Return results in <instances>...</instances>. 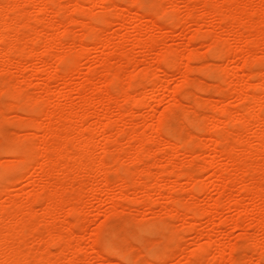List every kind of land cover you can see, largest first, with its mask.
Instances as JSON below:
<instances>
[{
	"label": "rangeland",
	"instance_id": "rangeland-1",
	"mask_svg": "<svg viewBox=\"0 0 264 264\" xmlns=\"http://www.w3.org/2000/svg\"><path fill=\"white\" fill-rule=\"evenodd\" d=\"M8 1L15 27H23L22 45H31L39 33H43L44 39L41 37L43 41L40 39L37 46V57L19 63L0 59V230L7 240L0 249V260L18 257L24 264H231L233 256L230 259L229 255L236 246L238 250L233 255L239 264H264V229L254 223L264 211L263 200L254 193L264 188V147H259L256 137L264 122L251 120L249 114L242 112L251 105L246 100L247 86L251 83L261 88L264 79V41L251 49L253 67L242 71L245 42L252 36L247 29L244 38L237 36L240 25L245 28L249 20L258 21L264 13V2L241 0L242 5L233 10L231 0H140L146 12L166 11L167 16L163 19L160 14L162 18L158 16V24H154L148 14L141 19L136 17L133 8L117 19L118 6L104 0H86L81 9L76 0H54L45 15L41 14L45 9L43 0H0V4ZM126 1L119 4L131 7L134 2ZM214 6L240 20L236 18L232 27L218 16L205 13V7ZM190 7L194 8L196 20L187 18ZM102 15H106L107 22L101 35L110 39V46L103 47L97 40L90 42L84 53L79 45L89 27L88 19ZM261 35L264 37V24ZM136 37L143 41L153 37L156 43L147 49L137 45ZM215 42L221 47L218 45L213 53L216 49L211 51V47ZM117 44L120 47L116 49ZM229 51L238 53L237 57L227 58ZM45 53H49L45 57L49 64L41 60ZM191 53L195 58L189 60ZM165 54L177 58L173 67H160L157 59ZM57 56L66 58L64 64ZM69 64L74 65V70L68 74L65 85L55 70ZM92 71L96 75L87 82L88 96L92 94L89 90L108 88L105 83L114 80L117 73L118 84L143 105L131 103L124 114L127 93L121 88L124 92L116 90L115 102L87 106L86 113L76 117L72 131L64 130L63 118L53 122L56 133L52 134L46 128L50 118L41 114L40 108L51 102L66 110L81 107L83 94L76 88L85 84ZM248 72L261 75L252 77L248 84ZM131 76L135 78L132 83ZM186 83L189 87L183 88ZM16 85L23 88L22 95L18 96ZM45 87L50 91L46 92ZM182 88L184 96L177 93ZM239 88L242 90L237 92ZM260 97L264 108V94ZM197 103L200 108H196ZM224 108L232 111L230 124L214 118L216 111ZM165 114H170L166 128L161 132L152 130ZM109 120L114 125L104 130ZM201 122L204 124L200 129L197 126ZM80 130L94 150L95 163L88 159L78 161L81 150L71 146ZM59 131L63 139H58ZM133 132L137 136L131 135ZM219 132L228 133L236 145L240 156L236 164L214 150L212 138ZM168 134L178 142L174 152L164 140ZM192 138L197 142L192 143ZM55 142L71 148H66L68 154L62 155L57 168L44 164L43 158L38 162L33 159V152L39 149L44 153ZM22 143V153H11ZM142 144L149 148L142 156L144 160L135 154ZM102 158L106 162L101 175H90L86 167L97 165ZM209 160H214L224 174L232 171L234 182L226 185L225 179L219 180L212 170L203 169ZM74 162L82 164L76 172L71 168ZM243 166L249 169L245 177L241 172ZM185 168L193 170L195 176L191 180L179 176ZM118 171L127 173L126 181H120ZM103 175L105 181V176L110 180L109 186L102 181ZM193 185L199 187L198 192H191ZM244 185L255 191L244 194ZM173 196L183 204L208 208L210 213L194 221L190 212L172 206ZM51 197L60 206L56 216L49 217L44 212ZM220 200L223 208L216 211L213 206ZM246 213L248 217L235 227V220ZM21 223L27 224V232L16 229ZM96 237L98 246L94 248ZM108 239L114 241L117 252L128 250L131 260L109 254L105 249ZM221 255L226 260L220 261Z\"/></svg>",
	"mask_w": 264,
	"mask_h": 264
},
{
	"label": "bare ground",
	"instance_id": "bare-ground-1",
	"mask_svg": "<svg viewBox=\"0 0 264 264\" xmlns=\"http://www.w3.org/2000/svg\"><path fill=\"white\" fill-rule=\"evenodd\" d=\"M76 1L78 2V7L81 9V8H83V5L82 4H84V2L86 0H76ZM104 1L110 3L113 6H116V7L118 6V12L116 14L117 19L118 18L120 19L123 16L127 15L128 13H130L132 11V8L135 9V11H136V17H138L139 19H141L142 17H145L148 14L149 20L151 22H153L154 24H158V21H157L158 18L157 17L158 16H161L160 14H163V19H164L165 16H167L166 15L167 13H165L166 11L164 12L162 9H161V13L160 12L159 13H156V12H152V11H149V12L147 11L146 12L144 3H143V1L141 2L140 0H134V2L132 1L133 3H132V6L131 7H126V5L123 6L125 3H123V5L122 4H119V2H124L125 0H104ZM261 1H262V3L264 2V0H261ZM8 3H9V1L6 2V4H4V3H1L0 4V59H5L8 62H16V63H19V62H22L26 58H34V57L39 56V52H38L37 46H39L40 43H41L40 42V39H41V41H43L42 40L43 33H39V35H37V38H35V39H33L31 41V45H28V44H25V46L22 45V43H21L22 42V36L24 35V32L22 31L23 27L20 28V29H17L15 27V24H14L15 23V19L12 16H10V11H9V8H8L9 7ZM42 3L45 5V9L42 10V13L41 14L42 15H45V14H47V12H49L52 9V6L54 5V0H43ZM231 5H232V8L234 10V9H237L240 5H242V3H241V0H231ZM189 9H190V12L187 14V18L188 19H192V20H196L198 17L196 16V13L194 12V8L190 7ZM162 11H163V13H162ZM205 11H206L205 13L208 12V13H211L213 15L218 16L220 18L221 22L227 23L228 25L230 24L232 27H234L232 25V23L236 22L235 19L238 17L237 15H235L236 17L233 16V18H231V17H229V15H225V13L223 12L222 7H219V6H214V7H210V8L205 7ZM85 16L87 17V15H85ZM88 18H89V16H88ZM93 18H96V17H93ZM161 18H162V16H161ZM171 18L174 21L179 20V18L177 19L176 17H171ZM237 20L239 21L240 19L237 18ZM106 22H107L106 15L99 16L96 19H92L91 17H90V20L88 19V26L89 27L87 28L86 32L84 33V35H83L84 37L81 40L80 45H79L80 48H81V50L84 53H87V48H88L89 43L90 42L97 41V40H98L97 42L100 43V45H102L103 47H105V46H108L109 47L110 46V39L107 40L106 38H103L102 35H101L103 33L104 26H105ZM92 23H95V25L92 24ZM263 24H264V13L261 15V17L258 19V21H255L254 19H252V20H249L248 22H246L245 25H247V26L245 28L244 27L242 28V27H240L241 25L240 26L238 25L239 26L238 27V30L239 31L237 32L238 38H244V36H246V34L244 32L245 31L244 29L249 30L251 32L250 35L252 36L251 39L248 38L246 40V42H245V49L244 50L246 52L243 53L244 54V60L242 62V66L240 67V69L242 71L250 70L253 67V65L255 64V63H252V61L253 62H255V61H254L253 57H251V51H252L251 49L254 47L255 43L257 45L260 42H263L264 41V37H262V35H261V27L263 26ZM90 25L91 26L93 25V26L91 27ZM52 27H54V26L52 25L50 28H52ZM92 30H93V32H92ZM13 36H15V37L12 38ZM196 36L197 37H200V36H202V34H197ZM136 42L138 43L137 45H141V46L149 49V48L154 47V44L156 43V38L151 37V38H149L147 40L145 39L143 41L140 37H136ZM219 44L216 43L215 45H212L211 51L213 49H216ZM119 47H120V45H118V44L114 46V48H116V49L119 48ZM216 51H217V49L215 51H212V52L213 53L214 52L216 53ZM236 54L238 55V53H235V52L234 53H232V52L230 53V51H229V53L227 52V58H230L231 55H235L236 56ZM47 55H49V53ZM47 55L45 53V55L43 54L42 57H41V60H43V63L44 64H49L48 60L45 58V57H48ZM57 57H58V60L64 64L66 58L64 56H57ZM187 58L189 60H191V59H194L195 56H194L193 53H191V54H189V56ZM55 60H57V59H55ZM157 60L159 61L158 63L160 65V67L161 66H166L167 68L173 67L174 63L176 64V62H177V58L171 59L166 54L165 55H161L160 58L157 59ZM62 63H61V65H62ZM258 64H262V63L259 62ZM73 66L74 65H70L69 64L67 66V68L64 67L65 69H61V68L56 67V70L55 71L57 72V75L56 74L55 75L58 76V78H61L64 81V84L65 85H67L66 79H67L68 74L70 72H72V70H74L73 69ZM36 71H37L36 69H32V72L36 73ZM111 71H110V73H111ZM148 71L149 70L146 69V71H145L146 73L145 74H148ZM112 73L114 75V72H112ZM95 75H96V71H92L90 74L87 75L88 77L86 79L87 81L84 82L85 84L83 85V83H82L81 85H79L80 87H77L76 88L78 90V92H80L81 94H83V96H82L83 97V99H82L83 101L81 102V107H79V108L70 107V108H68L66 110V109H62V108H58V107L56 108V106L53 105L52 102H51V103H47L46 105H44L43 107L40 108L41 114H44L45 116L47 115L46 117L48 119L50 118V120H49L50 122H48V125L46 124L47 125L46 128H48L47 130H49L50 132H52V134H55L56 133V132H54L55 130L53 131V129H54L53 128V122H55V121L58 122L59 120H61V118H63V119L66 120L65 121L66 122V125L63 126L64 130H66V131L67 130H71L72 131V129L75 128V124H76L75 123V119H76V117L77 116L82 117L83 114L86 113L85 110H87V108H86L87 106H90V105L92 106V103L94 105L95 103H104V102L111 103V102H115L116 99L118 98L117 97L118 96L117 93L118 92L121 93L122 91L124 92V90H121V88L122 89H125V88H123L117 82V80H118V74L116 73L114 75L115 76L114 77V80L112 78L111 80H107V82L105 83V85H107L108 88L107 87H103V88L100 87V88H97V89H95L93 91L89 90L90 92H92V94H91V96L90 95L88 96V93H86L85 90H87L88 83L90 81H92V79H93V77ZM226 75H228V72H226ZM257 75H261V73L259 72L258 74L255 75L253 72H251V73L248 72V78H247L248 84L250 83V79L252 77H254V76H257ZM227 79H228V77L226 76L225 81H227ZM112 80L113 81H116V82H113ZM133 80H135V78H134V76H131L130 77V82L132 83ZM190 82H191V80H190ZM190 82H187V83H190ZM115 83H116V85H115ZM131 83H129L128 89H130L132 87V84ZM187 83L185 84V86L183 88H185L187 86L189 87V85H187ZM117 84H118V86H117ZM154 84H156V83L154 82ZM17 86L18 85H16V89L18 90V93H17L18 96L19 95H22L23 94V88L21 86H18V87ZM183 88L180 89V90H178L177 93L183 95V92H184V89ZM44 90L46 92H49L50 91V90H48V87H45ZM116 90L117 91L119 90V91L116 92ZM240 90H242V88L237 89V92H240ZM247 90H248V94H247L246 100L251 105H250L249 109H248V107L246 109H242L243 110L242 112L244 114H249V117H250L251 120H255V121H258V122H264V108H263V105L261 103V97H260L261 94H264V79H263V82L261 84V88H257L255 85H252L250 83L247 86ZM222 91L220 90V93ZM125 92L127 93V90L126 89H125ZM85 93L87 94V96H86ZM185 93H187V92H185ZM126 95H127L126 105L123 107V109H124L123 111H125L124 114L126 112H128L127 106H129L131 103H132L131 105H133V106L134 105H137V106H140V105L142 106L143 105V103L141 102V100L139 101L138 99H135V98L133 99L131 96H129V93H127ZM34 97H36V96H34ZM34 100H35V102L38 101L37 98H35ZM28 103L30 104V102H28ZM200 107H201V104L200 103L199 104L197 103V107L196 108H200ZM170 109H171V107H170ZM250 109H252V110H250ZM129 112H131V111H129ZM170 112L173 113L174 112V109L172 108L170 110ZM196 114H198V112ZM167 115L165 114L164 116H162L160 118V120H158L157 126H153L152 127V130H154L156 132H161L163 129H165L166 126H167ZM31 118H34V117H31ZM214 118H215V120L217 122H222V123H226V124L228 123V124H230L231 121H232V119H231L232 118V111L229 108H224V109H222V111H216V113L214 114ZM40 119H41V116H40L39 119H36L37 122ZM203 124L204 123L201 122L199 124V126H197V127H199L201 129L202 126H203ZM113 125H114L113 122L112 121L110 122V120H109V122H107L104 125V130L111 129L113 127ZM216 125L219 126V124H216ZM57 135H58V139H63L62 134H61V131L57 132ZM131 135H134V137H135V135L137 136L136 132L135 133L133 132ZM213 136H215V135H213ZM256 137H257V139L259 141V147L260 148H263L264 147V127L261 129L260 132L257 133ZM170 138H171V136L168 134V138L167 139L165 138L164 140L166 142V145H167L168 149H170L171 151L174 152V151H176V148L178 146V142H175V141L171 140ZM212 140L214 141V144H215L214 150H216L219 153L225 155L229 160L232 161L233 164H236L237 159H240V156L238 155V151H237L238 149H237L236 145L233 143V141H231L229 134L226 133V132H221L220 134H218L214 138H212ZM190 141L192 143H196L197 142V140L195 138H192V140H190ZM110 142H115V140H112ZM11 145H13V144H11ZM71 146L73 148H76V149L81 150V157L78 158V161H81L82 159L93 160L95 158L94 150H92L91 145H90V143L88 141V138L84 135L83 130H80L79 135L76 136V137H74V140L72 141ZM66 148H67L68 151L71 149V148H68V147H66ZM66 148L63 147L60 143L55 142L52 145L47 146L45 148L46 151L45 152L43 151L44 153L40 152L39 149H38L35 152H33L31 156L37 162H38V160H40L41 158H43L44 164H46L47 166H50V167H56L57 168V166L59 165V159L62 158V155H64L65 153L68 154V151L66 150ZM23 149H24V145L22 143V144H20V145H18L16 147H14L13 149H11L12 150L11 153L14 152V153H18L19 154V152H21V150H23ZM148 150H149L148 146H146L145 144H142V145H140V147L136 148L135 154L137 156H140V157H138V158H140V160H144L142 158V156H145L148 153ZM24 152H25V150H24ZM26 156H28V155H26ZM105 162H106L105 158H102V159H100V161H99V163L97 165H90V166L86 167L87 168V171L89 172L90 175L92 174L93 176L94 175H97V174H100L99 172L102 171L101 169L105 165ZM91 163H95L94 160ZM215 164H216V162L214 160H209V161H207V164L204 166L203 169H205L206 171L212 170L213 171L212 174L216 175L219 180L220 179H225L226 180V185L227 184H230V183H233L234 182V178H232L233 177L232 174H231L232 171L231 172L225 171V174L228 175V177H225L224 172L221 169H219ZM81 167H82L81 162L80 163L74 162V164L71 166L73 172L78 171ZM122 171H123V169H122ZM192 171L193 170H191L189 168H185L184 170L181 171V173L179 174V176L182 177V178H186L188 180H191L195 176ZM134 172L135 173L137 172V174L140 175L139 174V171H134ZM241 172H242L243 177H245L248 174V172H249L248 166L241 167ZM140 173L142 174V172H140ZM118 174H119L120 181H126V179H127V175L126 174L127 173L124 174V172L121 173L120 171H118ZM106 176H105V178H106L107 184L109 186V183H110L109 181L110 180H108V178H107L108 176L107 177ZM102 181H105L104 180V175H103V180ZM105 182H104V184H106ZM145 187L147 188L148 185L145 184ZM198 191H199V187L197 185H193L191 192L192 193H195V192H198ZM241 191L244 194H246V195H250L255 190L251 186L244 185V187L241 189ZM48 192H50V191H48ZM51 193H53V192H51ZM254 193L257 195L258 198H260L264 202V188H259L257 190V192H254ZM50 195H52V197H53L55 194L54 195L53 194H50ZM52 197L50 198V201L48 203L46 202L48 205L46 204L47 207H45L46 209H45V212H44V214L47 215V216H49V217L50 216H54L55 214H57V211L59 210V206H60L56 200H52ZM48 199H49V197L47 198V200ZM38 202H39V200H38ZM171 204H172V206H174V207H176L178 209H181L184 212L185 211L190 212V214H192V219L194 221H197L200 217H205L206 215H208L210 213V210L208 208H205V207L204 208H200V207H198L194 203H188V204L181 203L180 199L177 196H173L172 201H171ZM236 204L238 205V203H236ZM213 207H214V209L216 211H219V210H221L223 208V202L221 200L220 201H217L214 204ZM260 208H261V206H260ZM21 209H22V207H21ZM252 212H254V211H251V213ZM248 215H249V213H246V215H244V216L238 218L237 220H235V222H234L235 223V227L240 226V224L242 223V221L244 220V218L246 219L248 217ZM258 216L259 217L257 219H255V222H254L255 223V226H257L258 228L264 229V211L262 210L261 213H259ZM27 228H28L27 227V224L21 223V224H19L17 226L16 229L22 230L23 233H25V232H27ZM146 230H147V228H146ZM113 236H115V235H113ZM107 238H109V237H107ZM97 239H98L97 237H96V240L93 239L94 240V242H93L94 248H96V245L98 246V244H97L98 240ZM109 239L106 241V247H105V249L107 248V252L109 254H115V255L117 254V256L121 257L122 260L130 261L131 258H130V254H128L129 251L127 250V252L124 253V252H120V250H118L119 252H117L116 249H114V247H113L114 241L112 243V241H110ZM6 242H7V240H5V238L3 237L2 233H1V230H0V249L3 248V246L6 244ZM253 243H255L256 246L258 244L256 241H253ZM208 246L211 247L212 245L211 244H208ZM234 248H235V250L234 249L233 250H234V252H236V250H238L237 249L238 247L236 248V246H234ZM234 252H233V254H234ZM168 253L169 252L165 253L164 258H166L168 256ZM233 254L232 255H229V258H230V256H233L232 257L233 262L235 261L234 263H232V259L230 258L231 259V264H239V262L237 261V259L234 258V255ZM157 256H159V255H157ZM225 257H226L225 255L224 256L221 255V257H220L219 260L220 261L226 260ZM0 263L1 264H24V263L20 262V260L18 259V257H13V258L10 257L6 261L5 260L4 261L0 260ZM49 264H51V263L49 262Z\"/></svg>",
	"mask_w": 264,
	"mask_h": 264
}]
</instances>
